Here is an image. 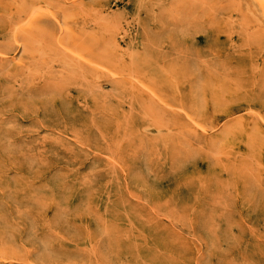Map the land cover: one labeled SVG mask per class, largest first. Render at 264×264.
<instances>
[{
	"label": "rangeland",
	"instance_id": "1",
	"mask_svg": "<svg viewBox=\"0 0 264 264\" xmlns=\"http://www.w3.org/2000/svg\"><path fill=\"white\" fill-rule=\"evenodd\" d=\"M0 264H264V0H0Z\"/></svg>",
	"mask_w": 264,
	"mask_h": 264
},
{
	"label": "bare ground",
	"instance_id": "2",
	"mask_svg": "<svg viewBox=\"0 0 264 264\" xmlns=\"http://www.w3.org/2000/svg\"><path fill=\"white\" fill-rule=\"evenodd\" d=\"M261 4V3H260ZM156 255H158V254H156Z\"/></svg>",
	"mask_w": 264,
	"mask_h": 264
}]
</instances>
